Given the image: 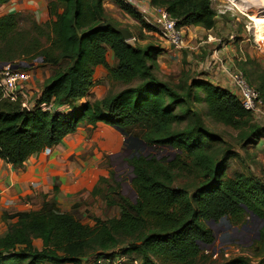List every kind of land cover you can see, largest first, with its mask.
Segmentation results:
<instances>
[{
  "label": "trees",
  "instance_id": "obj_1",
  "mask_svg": "<svg viewBox=\"0 0 264 264\" xmlns=\"http://www.w3.org/2000/svg\"><path fill=\"white\" fill-rule=\"evenodd\" d=\"M8 1L0 0V6ZM103 3L52 0L47 7L49 21L32 23L28 30L19 28L16 14L0 17V65L33 66L40 58L44 65L57 68L29 111L22 108L20 98L10 102L0 92V160L22 168L33 154L52 149L84 126L115 131L141 127L144 144L175 151L176 159L167 165L153 156L127 161L134 200L106 202L119 208L118 218H95L89 226L61 212L54 198L43 199L37 211L3 214L12 222L0 238V264H124L122 258L132 255L139 264H197L203 248L214 242L209 222L225 219L232 227H243L252 220L250 214L260 224L248 248L253 249V258L242 255L223 264H264V185L241 173L227 177V156L218 160L212 153L215 137L193 127L175 133L173 126L188 116L201 124L190 103L193 98L205 105L212 122L239 131L243 148L258 144L264 129L253 123L231 91L199 82L179 93L160 80L154 72L160 48H142L134 37L133 45L127 44L102 27L104 21L120 27L105 13ZM114 3L142 29L152 31L134 9L119 0ZM59 4L65 6L61 13ZM149 5L164 9L177 30L215 28L210 0H149ZM108 51L116 61L114 67L107 62ZM97 67L106 71L110 82L126 87L80 105L95 84ZM243 74L250 78L245 70ZM192 86L203 93L202 98L192 96ZM256 87L264 103V72L258 74ZM41 104L53 108L45 111ZM182 157L189 159L184 167L178 164ZM178 171L199 179L193 193L174 187ZM35 240L41 242L40 249L33 246Z\"/></svg>",
  "mask_w": 264,
  "mask_h": 264
},
{
  "label": "rangeland",
  "instance_id": "obj_2",
  "mask_svg": "<svg viewBox=\"0 0 264 264\" xmlns=\"http://www.w3.org/2000/svg\"><path fill=\"white\" fill-rule=\"evenodd\" d=\"M50 1L52 0H38V2L29 0L26 1V4H33L32 2H34L33 5H35L38 3L41 10H47ZM112 2L114 3V0ZM232 2L234 3L233 12H226L225 15L221 16L223 18L217 20L218 25L212 33L216 41L210 40L209 47L207 44H201L195 49L196 54L193 53L194 50L187 49L185 38H183L181 48L171 47L170 50V47L157 32L142 29L138 23L122 11L119 21L115 19L114 21L120 24L121 28L128 30L140 47L155 46L164 52V55L158 56L154 72L157 77L166 78L167 84L179 93H183L191 87L190 85L199 82L208 83L209 81L220 84L216 76L221 75L222 78L226 79L223 70L228 71V69L238 70L242 74L243 70L250 73V78L247 77V81L251 86L257 88V76L264 72V41L253 31V24L249 17L258 15L264 21V0H260V3L256 0H232ZM221 5L220 1L212 2V9L215 13ZM130 6L135 11L137 10L134 2ZM36 7L38 8V6ZM103 7L109 9L107 3H103ZM117 7L119 8V6ZM5 11V8L0 9V17L5 14ZM229 14H232V18ZM16 15L18 16L17 24L22 30L30 29L32 23L41 25L47 22H38L39 20L28 12ZM107 15L112 19L110 14ZM141 19L145 21L142 17ZM206 40H208L207 36L200 37L199 35V38L193 39L191 43L196 42L198 44ZM134 42V40H130L126 43L133 45ZM218 50L221 51L218 52ZM247 60L251 61L253 65H247L245 63ZM107 62L110 67H114L116 64L109 51L107 52ZM28 70L32 75V81L29 84L30 89L26 93L27 102L30 104L39 97L43 83L55 74L57 68L44 65L42 60L38 58V60H34L33 66L28 67ZM93 79L95 84L87 96L81 100L80 105L85 101L90 103L101 101L106 96L116 94L126 87L110 82L107 79L106 71L100 68L95 69ZM192 87V96L198 95L202 98L203 93L197 87ZM226 87L232 91L228 82H226ZM190 103L192 109L200 115L201 124L197 125L196 121L188 116L183 121L174 124L173 131L179 133L187 127H193L194 131L200 129V131L215 137L218 140L214 143L215 148L212 153L217 156L218 160L227 156L228 160L224 172L227 177L232 178L234 173H241L264 185V133L257 140L258 144H249L243 148L242 141L239 139V131L212 122L207 117L206 107L203 103H196L193 98ZM251 119L254 124L264 129V115H251ZM79 130L80 133L76 134L78 139H73L72 144L71 142L67 144L68 149L64 153L67 155L69 179L72 184L70 188L72 196L66 194L71 202L65 204L56 202V204L61 212L71 213L81 223L89 226L93 225L95 218L100 220L118 218L119 208L117 206L108 207L106 202H119V198L134 200L135 196L130 187L131 169L127 164L129 159L134 156H153L164 161L166 165L167 162L176 159L175 151L156 149L144 144L141 137L144 129L141 127L115 131L105 128L93 130L91 127L84 126ZM118 153L121 163L117 158ZM178 164L180 167H184L183 164H189V159L182 157ZM84 173L87 176L83 179ZM198 183L199 179L191 173L174 172V187L186 189L193 193ZM208 228L213 233L214 242L209 249L203 248L197 264H223L229 259L242 255L253 258V254H251L253 249L248 250V248L253 244L257 237L256 231L260 228V224L254 219L248 220L243 227H232L227 220L223 219L217 223H212L211 227L208 226ZM237 234L242 236L239 237ZM122 262L124 264H139L134 255L129 258L124 256Z\"/></svg>",
  "mask_w": 264,
  "mask_h": 264
},
{
  "label": "crops",
  "instance_id": "obj_3",
  "mask_svg": "<svg viewBox=\"0 0 264 264\" xmlns=\"http://www.w3.org/2000/svg\"><path fill=\"white\" fill-rule=\"evenodd\" d=\"M26 1L29 0H9L6 4L1 5L0 9L5 8L6 11L4 15H15L22 12H28L33 14L40 23L49 20L47 10H41L38 3L35 4L38 6L37 8L33 5L34 2H32L33 4H26ZM36 1L38 2V0ZM256 1L260 3V0ZM133 2L137 9L136 12L139 15H143L142 13L150 15L151 7L149 5V0H132V3ZM105 3L109 6V9L103 7L105 13L110 14V17H112L113 20L115 19L116 21H119L121 10L112 2V0H104V4ZM58 8L61 13L64 11L65 6L59 4ZM231 11L233 12V9L227 12ZM229 16L232 18V14H229ZM219 18L223 17L215 18V28L210 31H206L199 27L182 29L181 33L185 38L187 49L190 51L194 50L193 53L196 54L197 52L195 49L201 44L208 45L211 42L210 40L216 41L212 33L218 25L217 20H219ZM199 35L200 37L207 36L208 40L198 44L196 42L191 43L193 39L197 40ZM209 46L210 45H208V47ZM169 49L171 50V48ZM220 51L221 50H218V52ZM161 54L164 55V52H161L160 55ZM187 55L189 56L190 54ZM98 68L103 69L101 67H97L96 69ZM216 78L219 80L220 84L211 83L209 81L208 83L230 91V89L226 87V82H228L227 79L222 78L221 75L216 76ZM160 80L168 83L166 78H160ZM79 131L80 130L78 129L74 134L68 135L59 145L52 149L33 154L27 159L22 168H14L0 160V238L6 235L7 225L12 222V220L3 219V214L10 216L17 212L37 211L40 209L43 199L50 200L54 198L55 202L59 204L71 202L69 196H72L70 190L72 184L69 179L70 171L68 169L69 166H67V155L64 153L65 150L68 149L67 144L70 142L72 144L73 139H78L76 134L80 133ZM66 193H68L69 196H67ZM65 208L67 209V207ZM33 246L40 249L41 242L35 240L33 241Z\"/></svg>",
  "mask_w": 264,
  "mask_h": 264
},
{
  "label": "built area",
  "instance_id": "obj_4",
  "mask_svg": "<svg viewBox=\"0 0 264 264\" xmlns=\"http://www.w3.org/2000/svg\"><path fill=\"white\" fill-rule=\"evenodd\" d=\"M131 8L132 0H119ZM211 3L220 1L221 6L216 12V18L225 15L234 7L232 0H210ZM223 8V9H222ZM222 9V10H221ZM140 15L157 32L160 38L171 48H181L183 45V35L180 30L175 28V21L162 8H150V15L142 13ZM149 18V19H148ZM17 64H5L0 66V92L4 99L10 102H16L20 98L21 106L25 111L33 108L35 102L28 104L26 93L30 89L29 84L32 81L30 70L20 67ZM226 79L232 88V93L237 97L242 108L254 116L264 115V103L257 92L238 70L224 71ZM40 107L45 111H50L51 105L41 104Z\"/></svg>",
  "mask_w": 264,
  "mask_h": 264
},
{
  "label": "water",
  "instance_id": "obj_5",
  "mask_svg": "<svg viewBox=\"0 0 264 264\" xmlns=\"http://www.w3.org/2000/svg\"><path fill=\"white\" fill-rule=\"evenodd\" d=\"M102 27H108L110 28L114 33L118 34L121 36L122 40H124L125 42H128L130 40H132V35L131 33L124 29V28H121V27H118L114 22H111V21H104L103 24H102ZM2 65H5V64H2ZM20 67H25V68H28V67H31V65H26L24 63H20L19 65ZM98 130V129H96ZM89 173V172H88ZM86 173L83 174V176H85ZM250 217L251 219H255L251 214H250ZM213 222H209L208 223V226L211 227V224ZM263 225V222H261V226ZM211 246H206L205 248L206 249H209Z\"/></svg>",
  "mask_w": 264,
  "mask_h": 264
},
{
  "label": "bare ground",
  "instance_id": "obj_6",
  "mask_svg": "<svg viewBox=\"0 0 264 264\" xmlns=\"http://www.w3.org/2000/svg\"><path fill=\"white\" fill-rule=\"evenodd\" d=\"M249 18H250V21L253 24V26H252L253 27V31L258 34V37L261 40L264 41V33H263V31H264V21H263V19H261V17L258 16V15L250 16Z\"/></svg>",
  "mask_w": 264,
  "mask_h": 264
},
{
  "label": "flooded vegetation",
  "instance_id": "obj_7",
  "mask_svg": "<svg viewBox=\"0 0 264 264\" xmlns=\"http://www.w3.org/2000/svg\"><path fill=\"white\" fill-rule=\"evenodd\" d=\"M119 157H120V156H119V153H118V154H117V158H118V161L121 163V159H119ZM86 176H87V175H85V176L83 177V179H84ZM246 231L248 232V230H246ZM237 235H238L239 237L242 236V235H240V234H237Z\"/></svg>",
  "mask_w": 264,
  "mask_h": 264
}]
</instances>
